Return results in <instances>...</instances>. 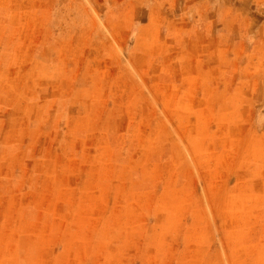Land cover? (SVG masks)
Masks as SVG:
<instances>
[{
  "label": "rangeland",
  "instance_id": "1",
  "mask_svg": "<svg viewBox=\"0 0 264 264\" xmlns=\"http://www.w3.org/2000/svg\"><path fill=\"white\" fill-rule=\"evenodd\" d=\"M0 264H264V0H0Z\"/></svg>",
  "mask_w": 264,
  "mask_h": 264
},
{
  "label": "crops",
  "instance_id": "2",
  "mask_svg": "<svg viewBox=\"0 0 264 264\" xmlns=\"http://www.w3.org/2000/svg\"><path fill=\"white\" fill-rule=\"evenodd\" d=\"M226 8H228V6L226 5V4H221V5H219V7H217V10H219L220 11V14H222V13H225L224 11L226 10ZM235 8H237V7H232L231 9L232 10H235ZM232 13V12H231ZM233 13H234V11H233ZM221 18H223V16L221 17ZM221 23V22H220ZM231 24V23H230ZM200 37H202L203 39H206V40H208L209 42L210 41H212V40H219V39H222V38H220V36H218V34L216 33H208V32H206L205 34H202V36L200 35ZM223 40V39H222ZM234 40V39H233Z\"/></svg>",
  "mask_w": 264,
  "mask_h": 264
}]
</instances>
